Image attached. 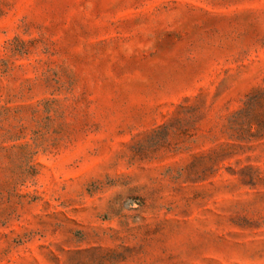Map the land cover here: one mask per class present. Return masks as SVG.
<instances>
[{"label": "rangeland", "instance_id": "1", "mask_svg": "<svg viewBox=\"0 0 264 264\" xmlns=\"http://www.w3.org/2000/svg\"><path fill=\"white\" fill-rule=\"evenodd\" d=\"M0 264H264V0H0Z\"/></svg>", "mask_w": 264, "mask_h": 264}]
</instances>
